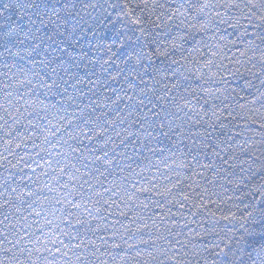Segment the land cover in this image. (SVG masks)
Masks as SVG:
<instances>
[{"label": "trees", "instance_id": "obj_1", "mask_svg": "<svg viewBox=\"0 0 264 264\" xmlns=\"http://www.w3.org/2000/svg\"><path fill=\"white\" fill-rule=\"evenodd\" d=\"M262 80L264 0H0V264H262Z\"/></svg>", "mask_w": 264, "mask_h": 264}, {"label": "snow or ice", "instance_id": "obj_2", "mask_svg": "<svg viewBox=\"0 0 264 264\" xmlns=\"http://www.w3.org/2000/svg\"><path fill=\"white\" fill-rule=\"evenodd\" d=\"M29 7H32V5H28ZM134 23L136 24H140L142 23V21L140 20H135ZM123 47V45H121ZM173 47H175V44H173ZM160 55H166V53H159ZM173 63H176V61H173ZM175 75V73H173ZM214 75V74H213ZM262 84H264V80L261 81ZM262 96H264V94H262ZM258 211L260 212V219L264 220V208H260L258 209ZM262 264H264V262H262Z\"/></svg>", "mask_w": 264, "mask_h": 264}]
</instances>
